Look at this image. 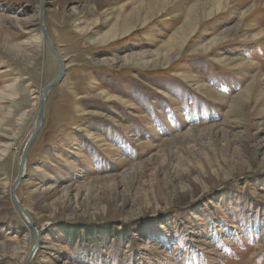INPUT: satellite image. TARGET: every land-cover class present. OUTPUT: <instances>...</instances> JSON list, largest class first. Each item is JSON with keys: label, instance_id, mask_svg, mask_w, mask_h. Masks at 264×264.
I'll list each match as a JSON object with an SVG mask.
<instances>
[{"label": "rangeland", "instance_id": "374dc122", "mask_svg": "<svg viewBox=\"0 0 264 264\" xmlns=\"http://www.w3.org/2000/svg\"><path fill=\"white\" fill-rule=\"evenodd\" d=\"M42 1L64 74L15 191L29 264H264V0H170L124 33L133 0H0V264L33 243L11 187L59 72Z\"/></svg>", "mask_w": 264, "mask_h": 264}, {"label": "bare ground", "instance_id": "6f19581e", "mask_svg": "<svg viewBox=\"0 0 264 264\" xmlns=\"http://www.w3.org/2000/svg\"><path fill=\"white\" fill-rule=\"evenodd\" d=\"M170 2V0H133L132 2V6L130 7L129 9V14L128 16L126 15L125 19L123 20V23L120 24L119 28L123 31V33L128 30L130 27H132V24L134 22H137L139 20H143V19H146L147 17H149L150 15H153L155 12H159L161 10H164L167 6V4ZM205 1H203L204 3ZM196 4L198 3L195 2ZM201 3V2H200ZM224 3H226L225 1L223 0H211L209 1L208 3L205 2V4H202V7H205L207 4L208 6H206L205 8H207L205 10V12L203 11V13L206 14V12L208 11L207 14H210L212 12H214V14H217L220 12L221 9H223L226 5H224ZM197 5H200V4H197ZM194 10V8H190L188 9V11H185V17H184V20L182 22L181 25H179V27L166 39V41H164V43L158 47L156 50H155V53H154V58L152 59V61H154V64L157 65V62H166L168 60H170L171 58H173L174 56V48L176 46H179V44L183 43L185 41V39L187 38L188 34L194 30L193 28L195 27V24L198 22V16L196 13H193L192 11ZM214 10V11H212ZM197 12L199 13V11L197 10ZM141 13H144L145 16L143 17H140L141 16ZM202 19V17H200ZM203 18H206V17H203ZM118 21V20H117ZM263 28L264 27H261L259 29V31L257 32V34H261L263 33ZM118 27L116 26H112L109 31L104 34V36H101V38H108V37H111V36H114L116 33H118ZM121 31V33H122ZM120 33V31H119ZM122 33V34H123ZM121 34V35H122ZM256 35V34H255ZM5 37V36H4ZM252 37H255V36H252ZM49 38V37H48ZM5 39V38H4ZM44 40V39H43ZM102 39H100L101 41ZM104 40V39H103ZM217 38H214L212 41H216ZM50 41V39H49ZM219 41V40H218ZM6 42V40H5ZM51 43V42H50ZM214 44V43H213ZM4 45V44H3ZM52 45V44H51ZM53 46V45H52ZM11 48H13V45L11 46ZM10 48V49H11ZM54 48V47H53ZM206 47L203 46L201 47L202 50H205L203 49ZM55 49V48H54ZM143 55V54H142ZM149 57V56H148ZM141 59V58H140ZM139 60V59H138ZM133 62V60H132ZM143 62V61H142ZM154 65V66H155ZM243 94V93H242ZM47 95V94H46ZM45 95V97H46ZM250 94H246V97L245 98H242V100H247L249 98ZM44 119V118H43ZM34 130V129H33ZM40 130V129H39ZM33 132V131H32ZM39 132V131H38ZM31 135V134H30ZM37 136V135H36ZM29 138V137H28ZM28 140V139H27ZM24 175H25V168H24ZM24 178V176H23ZM22 180V179H21ZM19 185V183H18ZM17 185V187H18ZM16 187V189H17ZM16 196V195H15ZM17 198V197H16ZM22 207V206H21ZM23 208V207H22ZM26 212V210H25ZM27 213V212H26ZM28 214V213H27ZM29 215V214H28ZM22 216V215H21ZM24 217V218H23ZM30 217V215H29ZM23 220L25 219L26 221H28V218L24 215L22 216ZM31 218V217H30ZM24 220V222H25ZM33 223V222H32ZM29 227V230L32 234V237H33V243H34V236H33V233H32V229L30 226ZM34 227V225H33ZM35 228V227H34ZM37 235H38V232H37ZM39 237V236H38ZM33 243H32V246L30 248V251L28 252V255H27V258L28 256L30 255V252H31V249L33 248ZM39 247V243H38V246L37 248ZM37 250V249H36ZM36 250L33 252V255H31V259L35 256V253H36ZM33 256V257H32ZM27 258L25 260V262H27ZM30 259V261H31ZM24 262V263H25ZM23 263V264H24ZM30 262H28L29 264Z\"/></svg>", "mask_w": 264, "mask_h": 264}, {"label": "water", "instance_id": "95a60500", "mask_svg": "<svg viewBox=\"0 0 264 264\" xmlns=\"http://www.w3.org/2000/svg\"><path fill=\"white\" fill-rule=\"evenodd\" d=\"M43 14H44V2L42 1L41 5H40V17H39L40 29H41L42 37L44 39V43H45L46 47L48 48V50L51 52V54L55 57V59L58 62L59 72H58L56 78L53 81H51L49 84L44 86L42 88V90H41L40 104H39L37 118H36L35 125H34V130L31 133V135L29 136L28 140L26 141V143H25V145L23 147L21 156L19 158L18 174H17V177H16V179L14 181V184L11 187V200H12V203L14 204L15 208L20 213V215H22V216L25 215L28 218V221H26L25 219L24 220H25L26 225L31 227L32 233H33V236H34L33 248L31 249L30 255L27 258V262H25L24 264H28V262H30L31 255H33V252L37 249V246H38V243H39V239H38V235H37V230L33 227L32 219L25 212V210L21 207V204L19 203L18 199L15 196L16 195L15 191H16V187H17L18 183H20L21 179L24 176V168H25L26 156H27L28 150H29V148L31 146V143L35 139L39 129L41 128V125H42V122H43L45 95L47 94V92L52 87H54L62 79L63 74H64L63 61H62L61 57L59 56L58 52L53 48V46L51 45V43L49 41L46 29L44 27Z\"/></svg>", "mask_w": 264, "mask_h": 264}]
</instances>
